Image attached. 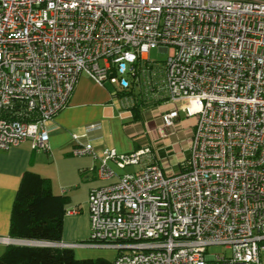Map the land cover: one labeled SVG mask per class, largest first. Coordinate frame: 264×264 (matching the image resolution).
<instances>
[{
  "label": "built area",
  "instance_id": "2783aa9c",
  "mask_svg": "<svg viewBox=\"0 0 264 264\" xmlns=\"http://www.w3.org/2000/svg\"><path fill=\"white\" fill-rule=\"evenodd\" d=\"M83 74L118 85L131 107L179 103L160 137L183 114L197 121L177 173L152 162L117 176L111 161L136 165L152 148H111L98 175L117 179L90 191L88 238L50 244L114 248L111 264H264V0H0V150L48 151ZM73 138L74 155L97 156Z\"/></svg>",
  "mask_w": 264,
  "mask_h": 264
},
{
  "label": "crops",
  "instance_id": "0c3cea01",
  "mask_svg": "<svg viewBox=\"0 0 264 264\" xmlns=\"http://www.w3.org/2000/svg\"><path fill=\"white\" fill-rule=\"evenodd\" d=\"M126 93L109 82L100 85L90 76L83 74L76 84L68 106L49 123L48 151L34 149L30 140L9 150H0V237H10L14 200L22 176L27 170L50 178L53 191L67 196L66 209L80 208L79 213L66 214L64 217L61 242L75 244L84 242L90 233L88 198L93 188L113 182L117 176L126 172L140 171L152 162L158 163L166 173L182 170L183 161L190 155L191 143L182 152L176 153L171 150L169 138L179 125L185 128L186 124V132L192 136L197 118H188L183 114L176 129H171L169 136L160 137L158 130L162 124V112L180 104L163 102L131 107L123 101ZM147 117L157 119L158 124L153 123V126L144 130L149 121ZM91 125L97 127L89 129ZM74 134L83 142L92 141L97 156L74 155ZM146 146H151L152 152L143 157L139 164L119 168L111 161L117 176L108 180L99 177L100 158L111 148L121 153H130ZM87 248L89 247H72L80 254H75L78 259L87 258L80 257Z\"/></svg>",
  "mask_w": 264,
  "mask_h": 264
},
{
  "label": "trees",
  "instance_id": "16d2710c",
  "mask_svg": "<svg viewBox=\"0 0 264 264\" xmlns=\"http://www.w3.org/2000/svg\"><path fill=\"white\" fill-rule=\"evenodd\" d=\"M68 198L53 191L50 178L27 170L21 179L11 214L10 237L61 242ZM0 264H111L101 258L78 259L69 247L7 244Z\"/></svg>",
  "mask_w": 264,
  "mask_h": 264
},
{
  "label": "rangeland",
  "instance_id": "374dc122",
  "mask_svg": "<svg viewBox=\"0 0 264 264\" xmlns=\"http://www.w3.org/2000/svg\"><path fill=\"white\" fill-rule=\"evenodd\" d=\"M167 57H168V52L161 51L159 49V47H153L150 50L151 61L163 63L167 59ZM101 63H103L102 60H101ZM115 86H118V85H115ZM147 118H148L147 120H149V121H147V125L144 126V130L148 126H153V123L158 124L157 119L152 118V117L151 118L147 117ZM188 118H191V117H188ZM179 126L180 127H178V129L176 131H174L172 133L171 137L169 138V141H171V144H172L171 150L175 151L176 153L182 152L188 146V144L191 143V140H192V136L186 132V130L188 129V128H186V126H188V124H186V126H184L185 128H183L182 125H179ZM153 143L154 142H152V144ZM183 168H184V165L182 163V169ZM176 171L178 172L180 170H176ZM5 247H6V245L0 244V255L5 250ZM95 248H97V249L94 250V248H87L88 250H85L84 252H82L80 257H87V258L89 257V258H94V259L101 258V259L106 260L108 262H112V261H114V259L116 258V256L119 253V251L114 249V248H107V247H105V248L95 247ZM89 249H93V250H89ZM74 250H75L74 253L76 254V256L80 255L78 253L77 249H74ZM208 252L211 254H227V255H230L231 249L226 248L225 245H211L208 247Z\"/></svg>",
  "mask_w": 264,
  "mask_h": 264
},
{
  "label": "water",
  "instance_id": "95a60500",
  "mask_svg": "<svg viewBox=\"0 0 264 264\" xmlns=\"http://www.w3.org/2000/svg\"><path fill=\"white\" fill-rule=\"evenodd\" d=\"M12 243L27 244V245H51L50 243L44 241H32V240H24V239H14Z\"/></svg>",
  "mask_w": 264,
  "mask_h": 264
}]
</instances>
